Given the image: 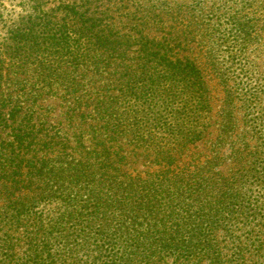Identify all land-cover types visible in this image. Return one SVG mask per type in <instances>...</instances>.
<instances>
[{
	"label": "trees",
	"instance_id": "16d2710c",
	"mask_svg": "<svg viewBox=\"0 0 264 264\" xmlns=\"http://www.w3.org/2000/svg\"><path fill=\"white\" fill-rule=\"evenodd\" d=\"M101 1L19 0L22 11L9 13L0 0V175L14 180L27 168L30 181L70 183L42 194L67 202L61 224L95 227L91 264H165L164 251H196L191 219L209 178L204 167L187 174L177 163L210 133V91L194 47L169 25L184 0L160 1V8L151 0ZM203 2H196L200 11ZM48 98L72 135L42 133L46 121L35 113ZM138 163L149 166L144 174ZM250 170L262 183L264 169L261 176ZM35 197L15 203L18 217ZM40 243L30 264H57L50 244Z\"/></svg>",
	"mask_w": 264,
	"mask_h": 264
},
{
	"label": "rangeland",
	"instance_id": "374dc122",
	"mask_svg": "<svg viewBox=\"0 0 264 264\" xmlns=\"http://www.w3.org/2000/svg\"><path fill=\"white\" fill-rule=\"evenodd\" d=\"M4 1L9 13L22 11L19 0ZM160 1L173 2L151 0L148 5L160 8ZM197 1L184 0L179 14L178 7H173L175 18L169 25L194 47L192 55L210 91L212 126L206 138L192 145L177 166L187 174L204 167L209 179L203 189V205L191 219V226L196 221L198 225V235L191 243L195 253L189 256L176 249L160 255L165 264H175V259L176 264H264V178L262 183L257 182L250 170L256 168L258 176L263 175L264 0H204L201 11L195 6ZM101 3L109 5L106 0ZM240 21L245 23L243 30L236 25ZM56 101L48 98L43 102L35 120L46 121L45 126H40L42 133L72 135L75 129L68 126ZM7 133L11 134V130L1 135L7 137ZM221 135L227 138L223 143L219 140ZM56 148L59 150L58 145ZM56 155L51 158L56 159ZM134 167L142 174L149 168L142 163ZM30 180L27 168L14 180L0 175V264H30L32 248L43 240L50 244L57 264L62 260L66 264H91L95 227L86 221L61 224L60 212L67 209V202L42 194L44 189H72L71 184L53 187L47 180ZM214 181L224 184L220 188L226 193L224 198L219 195V185L214 191L210 188ZM12 189L19 191L14 193ZM9 192L13 195L10 204ZM231 195L236 198L232 200ZM31 197H35V207L22 211L18 217L15 203ZM219 199L221 205L217 204ZM66 243L69 249L65 248ZM85 243L90 244L84 246ZM182 255L189 258L184 260Z\"/></svg>",
	"mask_w": 264,
	"mask_h": 264
}]
</instances>
